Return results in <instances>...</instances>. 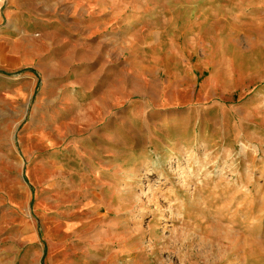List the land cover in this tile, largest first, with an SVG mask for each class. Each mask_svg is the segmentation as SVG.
I'll use <instances>...</instances> for the list:
<instances>
[{
  "label": "rangeland",
  "instance_id": "374dc122",
  "mask_svg": "<svg viewBox=\"0 0 264 264\" xmlns=\"http://www.w3.org/2000/svg\"><path fill=\"white\" fill-rule=\"evenodd\" d=\"M262 97L264 0H0V264H264Z\"/></svg>",
  "mask_w": 264,
  "mask_h": 264
},
{
  "label": "bare ground",
  "instance_id": "6f19581e",
  "mask_svg": "<svg viewBox=\"0 0 264 264\" xmlns=\"http://www.w3.org/2000/svg\"><path fill=\"white\" fill-rule=\"evenodd\" d=\"M264 98L262 97L261 100H263ZM238 113V112H237ZM239 117V123L242 120H246L247 123V127H250V125H254L255 127H257L259 130L264 129V123L261 122V120L263 119L264 121V106L257 105L256 108H252V118L249 117L248 115H241V114H233L231 115L232 118L234 117ZM238 123V126H239ZM262 131V130H261Z\"/></svg>",
  "mask_w": 264,
  "mask_h": 264
}]
</instances>
